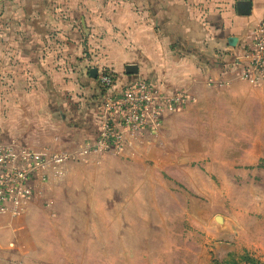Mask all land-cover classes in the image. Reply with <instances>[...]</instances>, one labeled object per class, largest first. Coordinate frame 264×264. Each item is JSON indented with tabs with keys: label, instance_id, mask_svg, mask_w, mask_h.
I'll use <instances>...</instances> for the list:
<instances>
[{
	"label": "rangeland",
	"instance_id": "obj_1",
	"mask_svg": "<svg viewBox=\"0 0 264 264\" xmlns=\"http://www.w3.org/2000/svg\"><path fill=\"white\" fill-rule=\"evenodd\" d=\"M65 2L0 0V100L11 114L13 20L69 16ZM186 115L185 134L74 165L2 219L0 264H264V85Z\"/></svg>",
	"mask_w": 264,
	"mask_h": 264
},
{
	"label": "crops",
	"instance_id": "obj_2",
	"mask_svg": "<svg viewBox=\"0 0 264 264\" xmlns=\"http://www.w3.org/2000/svg\"><path fill=\"white\" fill-rule=\"evenodd\" d=\"M63 6L69 16L13 20L21 27L13 76L16 114L5 97L0 100V137L8 142L58 152L96 138L100 91L92 70L116 74L113 93L146 79L168 95H188L160 131L144 133L149 141L183 135L179 123L190 110L198 113L257 87L238 79L236 65L245 63L253 31L264 22V0H70ZM231 38L237 39L234 47ZM129 65L138 67L137 75L125 73ZM132 145L123 157L134 156ZM109 161L106 155L87 163Z\"/></svg>",
	"mask_w": 264,
	"mask_h": 264
},
{
	"label": "built area",
	"instance_id": "obj_3",
	"mask_svg": "<svg viewBox=\"0 0 264 264\" xmlns=\"http://www.w3.org/2000/svg\"><path fill=\"white\" fill-rule=\"evenodd\" d=\"M243 58L245 63L236 65L238 79L263 86L264 22L254 29L253 44ZM97 80L105 93L98 114L100 131L93 140L84 141L74 151L58 152L0 141V222L5 217L19 216L30 199L63 177L68 164L87 163L106 155L124 156L144 133L160 131L165 117L176 113L189 100L184 91L168 95L142 79L126 84L119 93L112 92L114 76L101 72Z\"/></svg>",
	"mask_w": 264,
	"mask_h": 264
},
{
	"label": "water",
	"instance_id": "obj_4",
	"mask_svg": "<svg viewBox=\"0 0 264 264\" xmlns=\"http://www.w3.org/2000/svg\"><path fill=\"white\" fill-rule=\"evenodd\" d=\"M249 7H251L250 6V4H248V8ZM246 14H247V12H246ZM84 25V24H83ZM236 42H237V39L236 38H231V39H229V44L231 45V46H235L236 45ZM125 73L127 74V75H137L138 74V67L137 66H135V65H129V66H127L126 68H125ZM91 76L93 77V78H96L97 77V71L96 70H92L91 71Z\"/></svg>",
	"mask_w": 264,
	"mask_h": 264
},
{
	"label": "trees",
	"instance_id": "obj_5",
	"mask_svg": "<svg viewBox=\"0 0 264 264\" xmlns=\"http://www.w3.org/2000/svg\"><path fill=\"white\" fill-rule=\"evenodd\" d=\"M102 72L114 76V78H115V82H116V74H115L114 72H112V71H110V70H105V71L103 70ZM142 80L147 81V82H151V81L146 80V79H142ZM97 83H98V80H97ZM98 89H99V91H100V95H99V96H100V104H101V100H102V97H103V95H104V93H105V90H104V88H102V87L100 86L99 83H98ZM99 108H100V106H99Z\"/></svg>",
	"mask_w": 264,
	"mask_h": 264
}]
</instances>
